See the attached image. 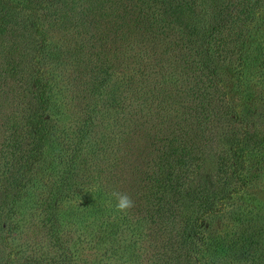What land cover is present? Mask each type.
<instances>
[{"label":"trees","instance_id":"16d2710c","mask_svg":"<svg viewBox=\"0 0 264 264\" xmlns=\"http://www.w3.org/2000/svg\"><path fill=\"white\" fill-rule=\"evenodd\" d=\"M214 1L215 10L219 7L218 13L223 14L218 28L213 31L196 29L194 33L184 29L187 22L180 17L181 8L170 5L165 0H128L127 10L131 15L125 18L128 20L122 18L126 23L116 37L120 47V42L124 43L126 39L130 43L128 61L117 63L118 67L128 66L129 73L125 75L116 68L117 74H121L122 78L117 79L115 89V93L120 96L113 99L117 102L123 101L125 106H120L123 110L128 108L129 117L126 119L125 128L134 130L138 126L136 123L140 122L143 123V129L149 122L148 117L152 116L145 117L146 109L149 108L148 100H153L149 99L151 92L162 86L177 91L169 93L170 98L173 93L180 97L187 95L193 98L198 106L192 125H199L197 133L201 135L198 141L187 142L183 148L176 142L178 139H174L176 130L172 129L173 121H169L170 127L166 129L159 127L164 121L154 123V139L158 134L165 135L161 140L159 138L162 143L161 152L179 159L167 163L168 171L174 176L172 179L165 172L145 177L133 170L121 180L119 174L123 169L124 158L119 156L122 142L118 143L117 140L115 145L107 144L108 149L105 151L114 158L110 167L114 169L113 182L118 184L116 191L127 193L134 203L127 213L116 211L115 198L110 204L98 203V198L109 196L106 189L94 185L86 187V178L94 175L85 174L90 167L95 172L100 164L95 150L91 148V153L94 152L93 158L88 161L78 160L85 133L88 131L87 126L101 111L90 105L87 108L82 107L83 128L75 134L76 141H70L71 160L69 155L66 158L61 157L64 151L59 150L53 141L55 121L51 115L57 113L58 109L60 114L57 116L61 118L71 113L68 108L61 109L60 106H65L64 101L62 105L52 101L57 84L46 75L40 56L44 52L50 55L53 47L58 54L66 46L51 43L48 32L40 29L38 25L32 29V34L40 33L43 36V43L37 48L32 41L24 39V47L19 46L20 51L22 50L19 57L28 58L27 62L23 59L12 60L9 69L14 77H11L9 71L5 73V79L11 80L14 87L23 89L27 97L22 102L23 105H19L22 108L21 117L16 122L12 120L5 123L4 135L0 138V264H87L89 260L83 256L85 252L64 246L69 239L63 232L65 228L76 227V230H82L78 241L92 237L97 248L105 244L111 246L114 242L118 244V237H121L124 230L132 232V238L137 235L142 238L140 228L151 220L157 223L155 229L158 235L171 233L172 238L177 240L176 247H168V252L173 255L172 258L177 264H216L218 260L237 257L232 247V238L236 232L230 229L226 233L210 237L204 223L208 222L210 226L224 214V202L247 188L251 170H259L264 162V150L259 147L258 134L251 127L256 120L254 110L257 106L254 101L257 94L255 89L252 93L251 86L264 83V0H222L228 4ZM61 2L66 4V0ZM118 4L119 0L113 3L115 7ZM0 14L5 18L2 22L6 19L13 21L4 7ZM61 19L57 16L52 24L58 25ZM160 36H168L169 41L158 47L156 42ZM151 44L156 48L151 47ZM151 49L155 50L154 55L156 50L166 49L169 56L177 61L183 57L184 63L180 61V66L176 67L177 73L172 75L151 73L154 62H151V56H147ZM186 52H190V55H184ZM20 67H23L21 73ZM186 71L194 76L191 85L186 81L187 88L178 90L181 79L175 77L184 75ZM228 71L233 72L232 93L226 90L228 84L225 74ZM108 79V74H104L99 80H95L94 92L106 88ZM13 97L16 99L14 95ZM263 97L264 93H260L259 99L262 100ZM235 99L238 101L236 105ZM113 100L111 104L114 103ZM153 101L154 109H158L159 100L154 98ZM2 108L0 104V112ZM218 129L221 133L217 132ZM160 130L165 132L160 133ZM213 146L220 148L216 147L213 151ZM207 149H210V153H206ZM129 151L130 149H126L123 156L129 157ZM139 154L142 155L141 152ZM48 157H53V164L49 166ZM210 157L209 170L202 173V162ZM102 158L108 162L109 158L104 155ZM62 159L66 161L63 162ZM83 163L86 164L85 168L88 165V171L81 166ZM159 169L163 172L162 167ZM42 170L43 175H40ZM190 177H198L200 182L190 193V199L181 205V201L172 198L170 193L177 195L180 187L185 185V180ZM130 189L131 195L128 192ZM75 190L78 192L74 197L78 200L69 206L71 209L62 212V205L72 200ZM195 195L200 200L198 206L195 205V200L192 201ZM103 212L109 215L106 214L101 219L96 217V222L91 221L89 225L81 228L87 218ZM32 222L43 225L50 237L52 250L55 249L54 254L42 251L39 244L26 239H23L21 245L18 243L31 230ZM98 232L100 234L96 237ZM165 241L167 244L168 239ZM121 247L122 245L115 246L112 251L104 254L110 259L124 258L128 256L129 248H133L134 243L125 241L123 249ZM88 248L94 249L91 244Z\"/></svg>","mask_w":264,"mask_h":264},{"label":"rangeland","instance_id":"374dc122","mask_svg":"<svg viewBox=\"0 0 264 264\" xmlns=\"http://www.w3.org/2000/svg\"><path fill=\"white\" fill-rule=\"evenodd\" d=\"M105 1L66 0V4H63L61 0H0L2 3L0 4V10L4 7V10L10 13L9 15L13 18V21L6 19L2 22V19L5 18L0 14V104L3 107L0 112V138L4 135V124L12 120L16 122L21 117L22 108L19 105L22 106V102L26 101L25 98L27 97L23 89L14 87L11 84V80L8 81V79H5V73L9 71L11 77H14L9 69V64L12 60L23 59L27 62L28 58L19 57L22 52L19 46L24 47V39L32 41L37 48L41 45V42L43 43V36L40 33L32 34V29L38 25L40 29L48 32V36L51 37V43H59L60 45L63 44V46H66L58 54L55 53L53 47L50 49V55L44 52L42 53V57L40 56L41 61L39 60L48 78L51 80L54 79L57 84L52 101L54 104L59 105L65 103V106H60L62 107L61 109L68 108L71 113L69 116L63 115L61 118L57 116L60 114V109H58L59 113L57 112L51 115L55 121V127L52 131L53 141H55V145L59 150L63 149L64 153L61 157L65 156L66 158L69 155L71 160L70 152H72V145H70V141L72 139L76 141L75 134L77 135V132L83 128L84 108L90 105L101 111L96 117H93L94 121L87 126L88 131L85 133L82 142L83 149L78 156V160L82 161L83 159L88 161L93 158L92 154L94 152L91 153V148L95 150V155H98L100 158V164H98L99 167L97 170L94 172L91 167L90 169L88 168V165L85 168V163L81 164L85 168V171L89 169V172L85 174L86 176L94 175L91 178H86L85 185L87 188L94 185L95 187L100 186L102 189H106L110 193L109 196L106 198H98V203L110 204L114 198L111 194L117 190L118 184L113 182L112 170L114 169L110 166L114 162V158L111 157L112 155L108 151H105V149H108L107 144L115 145L117 140L118 143L122 142V152L119 156L124 158L122 164L123 169H121V173L119 174L121 180L133 170L138 171L145 177H150L153 174L155 176L158 173L163 174L165 172L172 179L174 176L168 171L169 167L167 163L175 162L179 159L169 157L171 156L170 154L161 152L160 148L162 143L160 140L165 135H157L156 139L159 140L160 138L159 143L154 139V123L164 121V123H160L159 127L166 129L170 127L169 121H173L172 129L174 131L176 130L173 134L174 139L177 138L178 141L176 142L183 148L187 142L193 143L198 141L201 133H197L199 125H192L194 117L197 115L196 109L198 106L193 98L187 95L180 97L176 93H173L170 98L169 93L177 91L162 86H158L155 90L153 89L155 95L151 92L152 96L149 99L154 100V98H157L159 105L158 109H154V101L148 100L149 108L146 109L147 114H145V117L152 116L148 117L149 122L143 129V123L140 122L136 123L138 126L134 130L128 127L125 128V123H127L126 119L129 117L128 108L125 107V110H123L120 108L121 105L122 107L125 106L123 101H114L120 96L118 93H115L116 81L122 78V76L120 77L121 74H117L118 70L116 68L118 67L117 63L119 61H128L131 47L127 39L124 43L123 41L120 42L122 44V47H120L116 34L125 25V20H128L125 18L131 14L127 10L128 0H119V4L116 7L113 5L116 0ZM165 1L170 5L181 8L180 17L187 22V26L184 29L191 30L194 33H196V29L216 30L218 28V22L223 18V14L220 15L218 13L219 7L216 10L213 7L214 0ZM218 2L219 4H228L222 0ZM88 9H91V11ZM85 15L86 17L88 15L87 19L86 17L84 18ZM57 16L62 19L58 25H53L52 23ZM122 18L125 20H122ZM68 21L72 23H68ZM168 34L172 37V34ZM153 35L155 36V34ZM168 41V36H160V39L156 43L160 47ZM151 47H153V44H151ZM154 52L155 50L153 51L151 49L149 54H147V56H151V62H154L153 66L150 65L151 73L156 72L164 75H172L177 73L176 67L180 66V61L184 63L183 57H180V60L177 61L174 57L169 56L170 53L166 49L156 50L155 55ZM184 55H190V52H186ZM185 58L189 59L190 57ZM118 69H120L119 71L121 73H125V75L129 73L128 66L126 67V65L118 67ZM19 71L21 73L23 67H20ZM104 74H108L109 78L106 88L94 92L93 88L96 87L94 86L96 83L95 80H99ZM190 74L189 71H186L184 75L175 77L181 79L178 90H185L187 88L186 81L189 86L191 85V79L194 76L192 77ZM232 77V71L226 72L225 80L228 84L226 90H229L230 93H232V89L234 88ZM263 86L264 83L258 84V86L254 84L251 86L252 93H254L255 89V93L257 94V98L254 99L255 103H257L254 110L256 112V120L251 124V127L252 131L258 134L259 147L264 150V97L262 100L259 99L260 93H264V88L261 89ZM112 100L114 103L111 104ZM62 101L64 102L62 103ZM234 104H238L237 99L234 100ZM220 127L223 128L222 125ZM163 132L165 131L160 130V133ZM217 132L221 133V130L218 129ZM104 143H106L107 148ZM155 143H157V146H154ZM64 144L66 145L65 149ZM220 146L216 147L220 148ZM216 147H212L213 151ZM126 149H130L129 157L123 156ZM209 151L210 149H207L206 153H210ZM140 152L142 155L139 154ZM169 153H171V150ZM103 155L109 158L108 162L103 160ZM180 156L181 152L178 153V157ZM62 161L64 162L66 160L62 159ZM210 161L211 157L209 160L205 159L202 162L204 163L202 173L209 170V166L211 165ZM52 164L53 157H48V166ZM159 167L163 168V172L159 171L162 170ZM40 175H43V170ZM98 175L100 176L98 177ZM199 182L198 177H190L185 180V185L180 187L177 195L174 196L173 192L170 195L172 198L175 197L181 201L180 203L183 205V203H186L190 199V193L197 187ZM249 182L247 188L224 202V214H221L210 226L208 222L204 223V226H207V233H209L210 237L211 235L215 236L219 233H226L230 229L234 233L236 232L232 238V247L237 257H234V259L226 258L218 260L216 264H264V162L259 170H251ZM77 192L78 190H75L72 200L62 205V212L71 209L69 206L75 200H78V198L74 197ZM128 192L131 195L132 189L128 190ZM194 200L195 205L198 206L200 200L196 195L192 201L194 202ZM106 214V212L100 213V215L93 214L90 219L87 218L84 221V225L82 224L81 228L89 225L96 217L101 219ZM110 214L114 215L113 213ZM238 216H240V219L237 220ZM155 222V220H151L149 223L141 226L140 233H142V238L138 235L132 238L130 236L133 233H130L129 230H124L121 237H118V244L114 242L111 246L110 244H105L97 248L96 244H93L92 237H88L82 242H79L78 239L82 230H76L73 224L72 226L74 228H65L66 231H63L69 237L67 244L64 246L76 248L79 252H85L86 254L83 256L89 260L87 264H177L176 260L172 258L173 255L168 252L170 250L168 248L169 246H177V240L172 238L171 233L158 235L155 229L157 223ZM168 222L170 223L169 220ZM32 223L31 230L26 236L19 239L18 243L21 245L23 239L24 241L26 239L31 243L39 244L40 246H38L42 251L54 254L55 249L52 250L51 242H49L51 241L50 237H48L43 225L40 222ZM99 234L100 232L96 233L95 236L98 237ZM166 239H168L167 244H165ZM125 241H133L134 243V247L129 248L130 253L128 256L124 258L116 257L114 259L106 257L104 252L112 251L115 246L118 247L119 245H122L121 248L123 249V243ZM90 244L94 249L88 248ZM162 246L166 249H163ZM236 250H239V252H236ZM166 252H168L167 256H165ZM82 263L85 264V262Z\"/></svg>","mask_w":264,"mask_h":264},{"label":"clouds","instance_id":"9594fccd","mask_svg":"<svg viewBox=\"0 0 264 264\" xmlns=\"http://www.w3.org/2000/svg\"><path fill=\"white\" fill-rule=\"evenodd\" d=\"M111 195L115 198L117 212L127 213L134 206L132 198L127 193L113 191Z\"/></svg>","mask_w":264,"mask_h":264}]
</instances>
